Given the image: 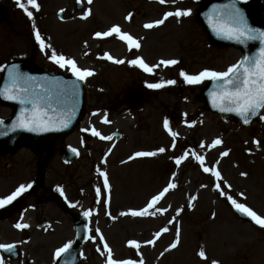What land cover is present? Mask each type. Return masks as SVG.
<instances>
[{"label":"rangeland","instance_id":"1","mask_svg":"<svg viewBox=\"0 0 264 264\" xmlns=\"http://www.w3.org/2000/svg\"><path fill=\"white\" fill-rule=\"evenodd\" d=\"M1 1L10 19L0 20V77L7 62L29 56L34 46L37 48L34 61L39 66L71 73L50 59L51 50H41L35 39L38 29L57 53L74 58L79 67L95 73L86 80V119H95L102 135L118 131L130 137L129 146L122 143L112 157H106L113 179L112 182L108 172L110 191L103 187V178L100 175L94 178L93 174L94 168L100 167L101 158L108 155V149L98 137L95 144L91 143L94 149L91 160L83 159L78 164L82 166L85 190H90L88 184L92 188L96 186L95 190H90L92 194L96 195L98 187L101 189V196L92 200L93 205L96 202L101 209L90 220L91 233L96 239H89L85 246L84 264H107V252L95 231L97 228L117 260H134L137 264L141 260L143 264H210L212 260L219 264H264V228L239 220L230 201L216 190L215 177L203 171V167L218 168L226 194L264 216V119H261L264 110L249 126L227 120L207 109L201 100V90L208 80L190 85L180 76L181 70L190 74L204 69L225 71L241 57L238 49L213 46L209 41L196 19V11L204 0H166L163 5L158 0H93L90 5L87 0H82L85 9H91L87 19H82L81 13L71 15L77 0H38L41 7L39 11L33 10V19L18 6L17 0ZM60 9L64 10L63 21L56 16ZM177 9H191L192 15L172 17L151 32L144 28V24ZM129 13L133 14L130 21L125 19ZM114 25L138 39L140 49L129 50L127 43L118 45L117 42L115 48H110L109 42L94 38L96 32L107 31ZM111 52L115 59L125 62L110 61L108 64L107 59L101 58ZM137 57H142L150 66L167 59H176L180 63L170 67L161 65L149 74L128 63ZM167 80H175L176 84L161 89L147 87L149 83ZM134 87L150 90L142 109L132 111L119 105L109 112L108 120L114 124L102 123L101 114L118 103L124 91ZM11 113L10 107L0 104L1 118ZM187 116L191 125L185 122ZM165 118L178 133L175 139L163 127ZM217 138L223 143L212 148L211 143ZM201 144L205 146L201 148ZM160 147L166 151L155 157L131 159L132 163L128 165H117L120 158L131 152L155 151ZM226 150H230L229 155L221 157ZM184 152H188V158L176 165L175 158ZM195 154L205 157L203 166L195 159ZM169 183H175L177 187L166 193L155 206L168 209L166 213L143 217L120 215L124 211L127 213L128 208H145ZM180 209L183 210L177 216ZM109 212L115 214L114 219L108 216ZM173 217L175 221L169 223ZM164 227L169 231L163 233L154 246L146 244ZM177 228L180 230L178 247L165 251L175 240ZM130 240L140 242V249L131 248ZM39 248L34 250L35 253L43 261H49L46 256L49 248ZM201 249L207 260L198 255ZM102 251L104 255H101Z\"/></svg>","mask_w":264,"mask_h":264},{"label":"snow or ice","instance_id":"2","mask_svg":"<svg viewBox=\"0 0 264 264\" xmlns=\"http://www.w3.org/2000/svg\"><path fill=\"white\" fill-rule=\"evenodd\" d=\"M82 0H77V3H81ZM93 0H87V3L90 5ZM160 4H165L166 0H158ZM239 0H228V3L222 5H213L211 12L207 13L208 24L211 27L212 31L220 38L233 40L239 44L247 45L249 42L258 41L260 44L258 53L256 55L244 56L239 62L231 65L225 71H215L212 69H204L196 74H190L181 70L180 76L183 78L184 82L190 85H198L203 83L205 80H211L215 82L214 89L209 93L211 96L212 106L217 108L220 112H234L237 115L243 118V123H250V116H256L261 110H264V29H259L253 27L242 8L238 6ZM18 6L26 13V15L33 19V10L39 11L40 4L38 0H17ZM64 10L61 9V12ZM91 15V9L84 11L82 19H87ZM132 13H129L125 18L126 20L132 19ZM192 15L191 9H177L175 11L165 12L163 18L158 19L154 22L144 24V28L153 29L159 27L165 23L170 17L174 18H183ZM116 36L119 40L127 43L129 50L140 49V41L134 38L131 34L123 32L119 25H114L104 32H96L94 38L96 39H105L108 37ZM35 39L39 43L41 50H51L50 59L57 64L62 69H67L71 71L72 75L76 78V81H86L89 77L95 75V73L90 69L81 68L78 66L76 60L71 57H66L63 54L57 53L56 50L52 49V45L47 43L45 38L41 36L40 31L36 29ZM103 59L112 61L113 63L122 64L125 61L113 58L110 54L105 53ZM129 64L134 65L142 69L144 72L152 74L156 68H159L161 65L164 67L175 66L180 63L176 59H167L160 60L158 64L150 66L147 64L142 57H137L136 59L128 61ZM8 78L10 85H6L3 90H0V96H3L4 99L10 101H17L23 107L20 109V115L16 118L15 123L12 125V131L17 129H23L29 132H48L62 130L63 128H68L72 117L75 115V104L72 105L71 109L60 112L57 119H53L48 115L50 110V103L53 100L52 95H50V89L43 88L38 86V78L34 76H29L25 73L20 72L17 65L13 64L8 70ZM76 81L72 82V89L69 91L67 88L62 90L63 95H70L75 98L78 97V84ZM175 80H167L166 82L159 83H149L147 84L148 88L151 89H161L166 85H175ZM23 85V86H21ZM96 115V113H93ZM264 119V116L261 117ZM102 123L109 124L110 121L105 118L102 120ZM0 124H3V121L0 120ZM56 124H59L60 127H55ZM163 127L168 131L169 135L175 139L178 135L170 127V122L165 118L163 122ZM82 131H89V129H83ZM91 135L98 137L100 140L110 141L113 139L110 135H102L100 131L95 128L91 129ZM223 141L220 138H217L212 141L211 147L216 148L221 145ZM257 145L260 144V141H255ZM205 145L201 144L200 147L203 148ZM175 147V144L172 145ZM76 155H79V152L75 148L70 149ZM166 149L160 147L155 151H138L133 156H130L129 159H136L142 157H155L158 154L164 153ZM230 153V150L223 151L220 155L221 157H227ZM188 152H184L179 157L175 158L176 165H180L185 159L188 158ZM195 159L203 166L205 163V157L199 154H195ZM106 163V160L104 161ZM218 164V162H217ZM205 173H210L213 175L217 181L215 187L216 190L222 196L230 201L234 209L241 213L242 215L249 217L255 224L259 225L261 228H264V216L257 214L251 207L247 206L244 203L238 202L231 195H227L225 189L222 187L223 177L218 170H214L210 167H203ZM99 175L103 177V187L110 191L109 179L106 171H99ZM241 175H247L246 173H241ZM32 187L31 184L24 185L21 184L14 192L4 198H0V208H3L7 204L12 203L24 192L28 191ZM177 185L175 183H169L161 192L153 196L151 201L147 206L140 210H132L130 212H122L120 215H132V216H148L156 215L157 213H166L168 209L166 208H155V206L165 197L166 193L170 190L175 189ZM230 188L231 186L228 185ZM61 195H64L61 189H58ZM96 195L99 198L101 196V189L98 187L96 189ZM243 196V193L240 194ZM192 199H195L193 197ZM75 207V205H71ZM154 211H149L154 209ZM180 209L177 211V216L180 214ZM92 210L85 211L83 215L85 217H90L92 215ZM111 216V213H108ZM214 216V214H213ZM175 217L169 221L173 223ZM17 229L23 230L30 227L27 223L18 222L15 224ZM89 231H91L89 229ZM96 233L99 234V240L103 242L102 247L107 252V264H137L134 260H117L113 258L112 249L108 246L105 238L100 234L99 228H97ZM169 231L168 227L162 228L160 231L155 233L153 239L146 241V244L154 246L156 241L160 238L163 233ZM88 239L95 241L96 237L89 235ZM180 243V230L177 228L175 240L169 245L165 251H170L178 247ZM73 242L69 241L64 244L63 247L56 250V257L59 258L63 254L69 252ZM128 245L136 250H139L141 247L140 242L136 240H130ZM15 248L14 244H0V249H3L5 252L11 253ZM100 251V249H97ZM105 253L102 251L101 255ZM163 255V253L161 254ZM198 255L203 260H207L208 257L203 249H201ZM0 264H4L3 257H0ZM67 264V261L65 262ZM139 264H143L141 260ZM210 264H219L218 261L212 260Z\"/></svg>","mask_w":264,"mask_h":264},{"label":"flooded vegetation","instance_id":"3","mask_svg":"<svg viewBox=\"0 0 264 264\" xmlns=\"http://www.w3.org/2000/svg\"><path fill=\"white\" fill-rule=\"evenodd\" d=\"M62 152L63 147L51 154L47 162V176L36 197L31 195L30 188L18 197L21 198L19 207L0 213V244H14L26 261L25 264H31V255L36 254L34 250H40V246L49 248L46 251L48 256L53 248L68 243L74 230L60 211L71 219L69 212L73 214L82 208L83 179L80 170L76 169V163H62ZM41 159L44 160L43 157ZM39 165L40 158L35 159L33 167L36 169ZM21 184H31V152L20 153V156H0V198L10 195ZM18 222L27 223L30 227L17 229L15 224ZM0 257H3L4 262L9 261L1 252Z\"/></svg>","mask_w":264,"mask_h":264},{"label":"water","instance_id":"4","mask_svg":"<svg viewBox=\"0 0 264 264\" xmlns=\"http://www.w3.org/2000/svg\"><path fill=\"white\" fill-rule=\"evenodd\" d=\"M215 1L210 0L207 4L208 6L213 4ZM215 5H220V3L215 4ZM238 6L240 8L243 9V5L242 4H238ZM243 11L245 12V15L249 21V23L256 28L259 29H264L263 25H260L256 22L255 18H254V10H248L246 8L243 9ZM203 12V11H202ZM2 13V9L0 7V15ZM212 39L214 42L219 43V44H223V43H235L236 45L242 47L243 52H244V56H251V55H256L258 53L260 44L258 41L256 42H249L247 45H242L235 42H231V40H226L223 38H218L217 36H215L213 34ZM233 41V40H232ZM15 65L18 66L20 72L24 73L25 71H32L31 69V65L29 61H23L21 63H16ZM11 67H9L10 69ZM8 69V70H9ZM58 81V80H57ZM76 81V80H62L61 82H59L58 87H56L55 89H52V91H50V95H52L53 100L51 102L52 107L50 108L48 115L50 117H52L54 120L57 119L59 117L60 112L65 111L67 109H71L72 105L75 104V115L72 117L71 123L69 125L68 128H63L62 130H56V131H48V132H29L23 129H17L16 131H12V125L15 123L16 118L20 115V109L23 107L19 102L17 101H10V100H6L3 98V96H0L1 101H3L4 103L7 104H14L16 107V112L15 115L13 116V118L11 120H9L8 122L3 124H0V151L4 150V149H12L16 146H18L19 144L28 141L32 144H42L45 142H58L61 140V138L70 130L72 129L75 124L78 122V120L80 119L83 110H84V104H85V90H84V86L83 83L81 81H76V83L78 84V97H71L70 95H63L62 90L64 88H67L69 91L72 89V82ZM56 82V81H55ZM6 85H10V81L8 76L6 77V79L2 82L1 86H0V90H3V88ZM215 84H212L209 89L204 90L202 97L203 100L205 101V103L211 107L214 108L212 106V101H211V96L209 95V93L214 89ZM217 109V108H214ZM55 127L59 128L60 125L56 124ZM241 218H244L243 215L240 216ZM85 227V226H84ZM86 229V227H85ZM84 229V231L82 232V237L80 239V243L82 242V239L85 240L86 236H87V231ZM60 264H65V262L62 260Z\"/></svg>","mask_w":264,"mask_h":264},{"label":"bare ground","instance_id":"5","mask_svg":"<svg viewBox=\"0 0 264 264\" xmlns=\"http://www.w3.org/2000/svg\"><path fill=\"white\" fill-rule=\"evenodd\" d=\"M111 37H109L108 39H106V41H110L111 39H110Z\"/></svg>","mask_w":264,"mask_h":264}]
</instances>
